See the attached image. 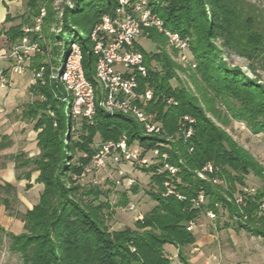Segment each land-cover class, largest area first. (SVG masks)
Returning <instances> with one entry per match:
<instances>
[{"label":"trees","instance_id":"trees-1","mask_svg":"<svg viewBox=\"0 0 264 264\" xmlns=\"http://www.w3.org/2000/svg\"><path fill=\"white\" fill-rule=\"evenodd\" d=\"M72 1V7L64 6L62 10L61 30L52 36L63 43L57 66L68 53L70 44L76 42L81 48L85 77L95 83V56L89 32L102 15L114 13L117 0ZM52 2L25 0L26 11L18 15L20 22L4 32L7 42L17 43L21 39L22 26L31 27L43 5L46 14L40 33L45 41L39 40L38 44L40 50L46 49V37H50L46 27L55 15ZM147 2L165 28L189 39V51L195 62L194 67L182 68L171 57L176 49L170 47L171 53L167 50L165 35L154 26L144 28V34L158 50L149 52L137 45L147 66L146 76L138 75L137 80L139 89L148 86L153 92L145 103V110L160 122V133H147L131 115L105 113L99 106L97 89L91 121L82 119L77 131H72L73 122L64 113V103L57 98L61 86L50 78L49 66L40 62L39 51L34 52L31 67L37 70L43 67L44 79L29 86L32 99L21 111V118L34 122L39 152L28 156L21 151L10 158L16 180H27L25 187L30 188L31 175L37 172L34 182L41 183L42 190L37 203L21 213L15 208L16 187L9 182L0 184V204L9 215L20 216L23 222L22 232L5 234L10 240V250L19 253L24 264H171L165 244L176 248L181 263L192 264L184 247L196 238L187 226L208 211L216 217L215 229H243L264 240V211L259 210L264 201V185L252 193L238 189L246 186L245 177L249 172L264 182V170L223 128L231 119L242 120L253 133H264V84L246 76L239 67L224 62L215 43L218 40L224 49L246 58L254 72L256 62L264 60V12L246 0ZM16 17L7 13L4 21H13ZM37 34L29 33L32 40ZM184 68L188 70L192 88L182 80L176 86L170 82L178 78L176 70L184 71ZM168 98L173 102L167 103ZM217 103L224 111L216 107ZM184 115L194 118L192 135L186 139L179 131V121ZM122 134L128 144L136 143L143 151L158 148L160 153L166 152L167 162L177 166L178 171L170 176L167 171L158 172V166L141 167L151 172V187L146 194L155 204L144 212L141 220L135 221L134 228L126 226L110 231L105 224L107 214L113 210L107 197L109 189L81 185L78 176L96 149L93 146L96 135L100 142H106L117 141ZM9 144L8 136L1 135L0 150ZM207 163L212 165V171L205 172V178H201L198 171ZM167 178L182 199L173 194L162 195L163 181ZM213 178L220 182H213ZM138 188L132 185L131 190L135 193ZM236 192L240 194V202L236 200ZM199 193L203 194L204 203L193 206ZM128 201L124 191L115 204L124 206ZM224 212L228 220L220 225L219 217Z\"/></svg>","mask_w":264,"mask_h":264},{"label":"built area","instance_id":"built-area-1","mask_svg":"<svg viewBox=\"0 0 264 264\" xmlns=\"http://www.w3.org/2000/svg\"><path fill=\"white\" fill-rule=\"evenodd\" d=\"M45 14L46 9L41 5L33 25L31 27L23 25L21 29L24 34L21 39L17 43H10L0 53V59L8 61L14 73L19 74L24 70L30 54L39 51V40L45 41L40 33ZM149 26H154L165 35L167 45L176 49L179 63L190 67L195 66V62L190 59L189 55V39L182 37L177 31L165 28L163 21L151 11L147 0H117L114 13L102 15L99 22L89 32L91 48L95 56V83L85 77L81 48L76 42L70 44L68 53L52 75V78L61 86L57 98L64 103V113L73 122L72 128L80 125L82 119L91 121L95 111V90L97 89L100 93L99 106L105 113L131 115L143 125L147 133L162 131L160 122L154 120L152 114L145 110V103L152 98L153 92L148 86L139 89L137 80L138 75L146 76L147 66L144 64L143 53L137 48L136 39L140 34L146 37L144 28ZM32 31L38 33L35 40L30 38L29 33ZM5 71L6 69L0 66V87L6 85L7 82ZM34 77H36L34 80L41 78L40 71L35 72ZM166 102L173 101L168 98ZM193 122L194 118L189 115L182 116L179 121V131L185 139L192 135L191 124ZM95 148L89 162L83 166L78 177H84L107 164L113 166L119 174L123 173L120 169L123 162L138 163L145 168L155 164L153 158H148L147 152L136 143L128 144L124 134L117 141L99 142ZM151 152L159 159V164L161 163L160 165L157 163L158 172L167 171L170 176L176 174L178 168L167 162L166 152L160 153L158 148L152 149ZM211 171L212 165L207 163L198 171V176L205 178L204 173ZM128 179L131 185L134 180ZM212 181L220 182L217 178H213ZM163 187L162 195L173 194L178 199L183 198L176 192L170 179L163 181ZM241 190L247 193L253 192L252 189L246 187H242ZM236 200L241 201L240 195L236 196ZM201 203H204V196L199 193L197 199L193 200V206H199ZM133 207L130 205V208ZM259 210L264 211V201L260 203ZM207 214L214 217L211 211ZM142 217V213H137L136 219L141 220ZM193 224V221L189 222L187 229L191 231Z\"/></svg>","mask_w":264,"mask_h":264},{"label":"rangeland","instance_id":"rangeland-1","mask_svg":"<svg viewBox=\"0 0 264 264\" xmlns=\"http://www.w3.org/2000/svg\"><path fill=\"white\" fill-rule=\"evenodd\" d=\"M246 1L252 3L256 8L264 12V0ZM72 5V0H53L52 2L51 7L54 10L55 15L53 20L50 22V24H47L46 27L50 37H46V49L41 48V50L39 49L38 52L41 55L40 62H46L49 66L50 78H52L55 69L58 67L57 62L59 61V51L63 44L61 40H57L52 36L56 35L61 30L62 24L60 19L64 6L72 7ZM10 10L13 15H19L23 13L26 11L25 0H13L10 5ZM18 21L19 20L17 19L13 23H18ZM4 27H8V25ZM4 27H0V34ZM82 35H86V32L82 33ZM1 39L3 40V44L6 45L4 37L0 38V44L2 42ZM136 40L139 47L143 50L149 52L158 50L157 46L147 37H142V34H140ZM215 43L220 49L219 54L224 62H226L229 66L239 67L241 72L246 76L252 79L257 78L259 82L264 84V60L262 62H256V70L253 72L248 66L249 61L246 58L224 49L218 40H216ZM8 46L9 45L5 47L7 48ZM167 50L171 53V48L169 46H167ZM34 54V52L30 54V59L26 62V66L21 72L25 76V78L22 80L23 83L25 84L29 81V86L35 83L36 80L43 82L44 79L43 67H40V70L31 67ZM189 55L190 59L193 60V56L190 51ZM171 57L173 60L178 62L176 54H172ZM152 64L156 65L154 61H152ZM183 67H186V65H183L182 68ZM186 68H184V71L176 70L178 78H173L170 80L173 86L178 84V80H182L190 84V80L188 78L189 73H187L188 70ZM38 71L41 73V78L34 80L36 78L34 77V74ZM27 88L29 90V87ZM28 97L32 99L30 93ZM216 107H218L219 110L224 111L223 107L220 106V103H217ZM207 115L218 125H221L220 122H218L210 112H207ZM33 123L34 122L31 121L25 127L26 131L22 132V137L33 136L35 134V131H32ZM79 127V124L78 126H73L75 130L72 128V131H77ZM223 128L234 141L251 153V155L258 161L264 170V133H253L246 122L242 120L240 121L231 119L230 123ZM74 137H76V134ZM32 140L33 139H31V141ZM99 142L100 138L98 135H96L93 140V146L95 147ZM36 151L39 152V149ZM78 154L79 153H77L76 156H78ZM147 157L153 158L155 161L153 166H157V163L159 164V159L155 157L151 151H147ZM120 167V169L123 171L122 174H119V172H117L113 166L107 164L106 166L97 169L84 177H78L79 183L81 185H98L102 189H109V194L107 197L110 200L113 210L111 214H107L105 224L110 231L120 230L126 226L134 228V223L137 220V213L144 214V212H146L151 207V205L155 204V202L151 200L146 194V191L151 187V172L143 171L138 163L132 164L129 162H123ZM128 178H132V180H134L131 185L129 184ZM23 183L24 181L20 182V187H23ZM245 183V187L252 189L253 191L264 185L263 180L256 176L253 172H249L246 175ZM67 185H69L68 182ZM132 185H137L139 187L137 192H132ZM238 189L240 190L241 187H238ZM124 191L127 192L129 200L128 204L124 206H118L115 203L120 199V195ZM31 193L36 194L37 190L33 189L31 190ZM235 195L239 197L240 194L236 192ZM100 199L104 200V197L100 196ZM130 205H133L134 207L130 208ZM15 208H19L18 211L21 213L24 212V207L21 205H19V207L16 205ZM106 211L107 210H104L105 213H107ZM5 212L6 213H4V216L8 215L9 217H12V215L8 214V211L5 210ZM2 217L0 218V224H4ZM15 217L20 218V216L13 215V218ZM215 219L216 217H210L207 213H203L200 214L199 217L194 221L191 231L195 235L196 240L194 243L184 247V252L192 264H264V240L260 236H256L243 229L237 230L233 227L217 230L215 229ZM227 220L228 218L226 212H224L219 217L218 222L220 225H222V223ZM9 244L10 240L8 236L0 232V264H24L20 254L10 250ZM165 253L170 259L171 264H183L179 261L177 255L169 253L167 250H165Z\"/></svg>","mask_w":264,"mask_h":264},{"label":"crops","instance_id":"crops-1","mask_svg":"<svg viewBox=\"0 0 264 264\" xmlns=\"http://www.w3.org/2000/svg\"><path fill=\"white\" fill-rule=\"evenodd\" d=\"M13 0H0V27H4L8 25H14L17 23H13L15 20H19L20 18L18 15H13L10 10V5ZM9 13L11 16H17L15 20L5 22L4 18L6 14ZM8 27H4L3 31H1L0 38H5L6 45L3 44V40L1 39L0 44V53L6 48L5 46L9 45V42L6 40V36L4 34L5 30ZM0 66L4 67L6 69V76H7V82L6 85L0 87V136L1 135H7L8 139L10 141V144L0 150V184H3L4 182H9L13 186L16 187V196L18 199V207L19 205L24 207V212L27 209L32 208L33 205H35L38 201L39 193L42 190V184L41 183H35L34 179L37 176V172H33L30 179V188H26L25 184L27 183V180H16L15 177V170H14V162L10 158L11 155H14L16 153H19L21 151L27 153L28 156H33L37 154L38 150L36 146V134L37 132L33 129L32 131H35L33 136H26L22 137V132L26 131L25 127L29 124L31 121H27L21 118V111L23 110L25 104L31 100L29 95V90L27 87H29V81L25 84L23 83V78L25 76L23 73L18 74L11 71L10 63L6 60L0 59ZM24 84V85H23ZM32 96V95H31ZM23 123V125H22ZM30 139V140H28ZM31 139H33L31 141ZM36 173V174H34ZM24 181L23 187H20V182ZM36 189L37 193H31V190ZM153 205L149 209L152 208ZM19 209V208H18ZM148 209V210H149ZM147 210V211H148ZM5 209L2 204H0V215L3 218L2 221L4 224H0V227H2L3 230H0V232L5 234L6 232H12V233H20L23 231V222L20 218H13L7 216H4ZM0 217V218H1ZM164 250H167L169 253L176 255V248L170 244L164 245ZM171 257V256H169Z\"/></svg>","mask_w":264,"mask_h":264}]
</instances>
